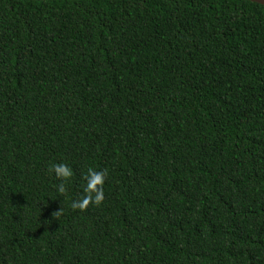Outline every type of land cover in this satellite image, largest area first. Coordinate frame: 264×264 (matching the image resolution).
Returning <instances> with one entry per match:
<instances>
[{"label": "trees", "instance_id": "trees-1", "mask_svg": "<svg viewBox=\"0 0 264 264\" xmlns=\"http://www.w3.org/2000/svg\"><path fill=\"white\" fill-rule=\"evenodd\" d=\"M0 264H264V6L0 0Z\"/></svg>", "mask_w": 264, "mask_h": 264}, {"label": "clouds", "instance_id": "clouds-1", "mask_svg": "<svg viewBox=\"0 0 264 264\" xmlns=\"http://www.w3.org/2000/svg\"><path fill=\"white\" fill-rule=\"evenodd\" d=\"M58 178L67 179L71 176V170L66 165H55L52 169ZM63 184L60 185V191H63Z\"/></svg>", "mask_w": 264, "mask_h": 264}, {"label": "water", "instance_id": "water-1", "mask_svg": "<svg viewBox=\"0 0 264 264\" xmlns=\"http://www.w3.org/2000/svg\"><path fill=\"white\" fill-rule=\"evenodd\" d=\"M247 1L255 2L264 6V0H247Z\"/></svg>", "mask_w": 264, "mask_h": 264}]
</instances>
